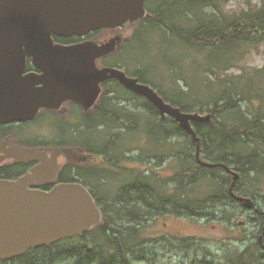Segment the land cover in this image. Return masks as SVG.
<instances>
[{"label": "trees", "instance_id": "16d2710c", "mask_svg": "<svg viewBox=\"0 0 264 264\" xmlns=\"http://www.w3.org/2000/svg\"><path fill=\"white\" fill-rule=\"evenodd\" d=\"M227 1L147 0L149 17L122 26L119 30L132 28L133 33L122 38L117 51L104 57V62L152 87L184 113L211 114V122H192L201 140L204 161L222 163L246 175L264 176L263 90L247 75L215 83L206 76L212 69L223 72L237 56L242 59L264 44V2L231 12L223 9ZM102 31L92 32L85 39L93 40L90 38ZM82 40L55 37L56 43L63 45ZM187 59L191 60L189 66L185 65ZM160 60L167 66L169 81L157 74ZM32 69L30 63L28 71ZM153 71L162 83L155 79ZM181 81L186 83V91L182 90ZM102 89L100 102L91 113H84L77 104L73 120L55 116L57 123L67 125L66 130L55 132L58 144L53 145L82 149L96 160V167H88L68 179L61 178L90 190L102 211V224L81 236L30 250L0 264H59L64 256L76 264H132L131 256L146 259L143 253L149 242L144 234L147 223L168 214L196 219L210 207L235 201L230 195L233 177L222 168L199 165L196 142L174 119L161 117L145 97L126 89L116 79L103 83ZM254 99L262 101L260 108L251 113L243 111L241 103ZM140 132H145L147 147L138 148L140 154L133 157L129 153L135 141L142 138ZM174 135L185 137L189 148H175L176 143L170 140ZM169 157L175 169L169 179L159 177L151 169L128 166L135 159L142 163L156 159V167ZM109 178L119 187L108 189ZM240 180L241 177L234 192L246 197L239 191ZM202 187L205 190L201 191ZM263 218L257 213L256 219ZM263 252L258 241L227 264H255ZM154 262L148 260V264Z\"/></svg>", "mask_w": 264, "mask_h": 264}, {"label": "water", "instance_id": "95a60500", "mask_svg": "<svg viewBox=\"0 0 264 264\" xmlns=\"http://www.w3.org/2000/svg\"><path fill=\"white\" fill-rule=\"evenodd\" d=\"M147 0H0V124L34 120L41 110L59 111L65 103L80 105L89 114L99 104L102 84L116 79L126 89L145 97L161 117L174 119L197 144L196 159L206 168H222L233 177L230 195L248 209L256 202L238 196V172L222 163L201 159V140L192 122H211V115L184 113L167 103L150 86L123 70L101 68L98 60L117 51L119 41L87 40L56 43L55 37L83 38L102 29L115 30L149 17ZM36 71H28L29 64ZM65 154L74 163L87 155L72 148H13L9 156L19 162L38 161L19 180H0V261L30 250L81 236L103 222V214L90 190L81 183L56 181ZM264 216V211H258ZM264 228L258 241L264 250Z\"/></svg>", "mask_w": 264, "mask_h": 264}, {"label": "rangeland", "instance_id": "374dc122", "mask_svg": "<svg viewBox=\"0 0 264 264\" xmlns=\"http://www.w3.org/2000/svg\"><path fill=\"white\" fill-rule=\"evenodd\" d=\"M263 2L264 0H228L223 5V9L238 12L248 6H260ZM119 29L108 31L104 29L98 36L90 39L107 42L112 38H116L120 41L122 38L128 37L133 33L132 28ZM105 59L98 63L99 67H111L105 63L107 61L104 62ZM158 62L161 68L160 70L156 68L157 74L169 81V75L166 73L167 66L163 65L164 62L162 60ZM190 62L187 59L185 65L189 66ZM260 70L261 72L257 73ZM177 72H180V70H177ZM153 75L157 81L161 82L159 77L155 76V72ZM242 75L253 77L258 88L264 92V44L255 50L252 49L242 59L237 56V60L233 62L231 67L225 69L223 72L218 73L217 70L212 69L206 74L213 83L219 79L239 78ZM201 77L203 79V76ZM170 78L172 79V76ZM180 84L183 91L188 89L184 81H181ZM174 86L170 85L169 87L176 89ZM75 105L77 104L69 102L60 111H42L30 127L32 128L34 137H36V142L38 144H58V137L55 132L66 130L65 126L67 122H64L65 125L57 123L59 121H56L55 116L65 120H73L74 111L76 112ZM261 105L262 101L260 102L257 99H254L253 102L245 100L241 103L243 111L247 113L255 111ZM81 110L84 112L82 107ZM203 115L207 116L211 114L204 113ZM143 129L145 131V127ZM143 134L145 132L139 133L142 138L135 141V147L129 155L137 157L140 154L138 148L147 147ZM170 140L176 143L175 148L179 149L180 145L184 148H189L190 143L183 136L174 135ZM88 160L78 167L81 170H85L88 167L92 169V167L97 166L96 164L93 165V163L97 162L91 156ZM157 161L155 159L142 163L138 159H135L130 161L128 166L136 170L151 169L152 172H156L163 179L172 177L175 169L173 168V163L170 162V157L166 158L165 163L155 167L154 165ZM237 172L240 173L241 177L239 191L247 195L246 197L253 199L258 207L264 211V176L246 175L243 172ZM117 185L119 187L120 184L116 183L113 178H109L106 187L111 189ZM203 190H205V187H202L201 191ZM256 218L257 213L254 210L251 211L236 201L210 207L204 216L196 219L180 218L169 214L158 217L153 222L147 223L148 227L144 230L145 238H149V242L145 245L143 253L146 255V259L141 260L131 256L130 261L132 264H148L149 259L154 260V264H199L196 262L200 261L213 262V264H227L238 253L245 251L248 247L258 242V238L263 232L264 218L262 220ZM59 264H76V261L68 256H64ZM255 264H264V252L260 261Z\"/></svg>", "mask_w": 264, "mask_h": 264}, {"label": "flooded vegetation", "instance_id": "af4514ba", "mask_svg": "<svg viewBox=\"0 0 264 264\" xmlns=\"http://www.w3.org/2000/svg\"><path fill=\"white\" fill-rule=\"evenodd\" d=\"M73 38V37H72ZM86 38V37H85ZM82 38L84 40L76 42L80 43L86 41L87 39ZM71 39V38H70ZM101 42V41H99ZM74 43V44H76ZM102 43V42H101ZM31 71H36L33 67ZM69 103V102H67ZM71 103V102H70ZM66 104V103H65ZM44 110H41V112ZM50 111V110H47ZM60 111V110H59ZM40 112V113H41ZM39 113V115H40ZM38 115V116H39ZM37 116V117H38ZM37 117L35 119H37ZM34 119V120H35ZM34 120L25 121V122H13L8 124H0V180H10L16 181L21 177L27 175L32 172V170L38 166L40 163L38 161H29V162H19L16 161L13 157H10L9 151L13 148H25V149H33V148H42V149H55V148H72L79 151L83 155H87L84 153L82 149L73 147V146H63L57 147L53 146L49 143H40L36 142V137H34V133L32 132V122ZM87 160H84L79 163H74L68 159L65 154H62L58 158V163L61 165L60 172L56 181L52 183L45 184L43 186H31V188H40L42 190L49 191L55 185L59 183H68L66 180L78 174L81 169L78 167L80 164L89 161V155H87ZM62 176L67 178L66 180H62ZM257 209H252L256 213L258 211H263L258 207Z\"/></svg>", "mask_w": 264, "mask_h": 264}, {"label": "bare ground", "instance_id": "6f19581e", "mask_svg": "<svg viewBox=\"0 0 264 264\" xmlns=\"http://www.w3.org/2000/svg\"><path fill=\"white\" fill-rule=\"evenodd\" d=\"M191 114H197V113H191ZM205 116V115H204ZM197 151V150H196ZM202 159V158H201ZM203 160V159H202ZM204 161V160H203ZM198 162V161H197ZM206 162V161H205ZM200 165V164H199ZM234 171V170H233ZM230 175V174H229ZM240 175V174H239ZM231 187V186H230ZM235 189V188H234ZM235 193V192H234ZM236 194V193H235ZM237 195V194H236ZM232 197V196H231ZM243 197V196H242ZM233 198V197H232ZM234 199V198H233ZM236 202L240 203L239 201H237L236 199H234ZM252 211V210H251ZM250 254V253H249Z\"/></svg>", "mask_w": 264, "mask_h": 264}]
</instances>
